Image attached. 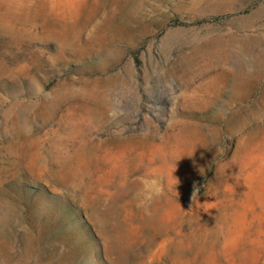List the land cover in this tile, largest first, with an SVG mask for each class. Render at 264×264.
<instances>
[{"label":"rangeland","instance_id":"rangeland-1","mask_svg":"<svg viewBox=\"0 0 264 264\" xmlns=\"http://www.w3.org/2000/svg\"><path fill=\"white\" fill-rule=\"evenodd\" d=\"M0 264H264V0H0Z\"/></svg>","mask_w":264,"mask_h":264}]
</instances>
